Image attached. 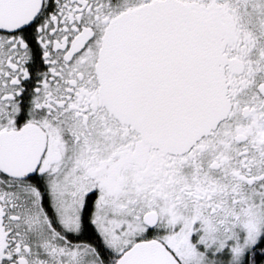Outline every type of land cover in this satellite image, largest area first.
Instances as JSON below:
<instances>
[{
    "label": "snow or ice",
    "instance_id": "6c2138e0",
    "mask_svg": "<svg viewBox=\"0 0 264 264\" xmlns=\"http://www.w3.org/2000/svg\"><path fill=\"white\" fill-rule=\"evenodd\" d=\"M0 264H264V0H0Z\"/></svg>",
    "mask_w": 264,
    "mask_h": 264
}]
</instances>
